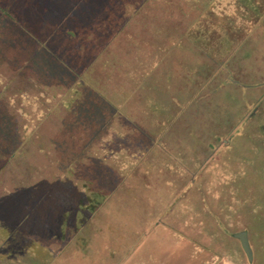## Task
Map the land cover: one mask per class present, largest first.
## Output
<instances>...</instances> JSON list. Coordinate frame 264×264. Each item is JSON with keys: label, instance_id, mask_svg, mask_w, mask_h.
Segmentation results:
<instances>
[{"label": "rangeland", "instance_id": "374dc122", "mask_svg": "<svg viewBox=\"0 0 264 264\" xmlns=\"http://www.w3.org/2000/svg\"><path fill=\"white\" fill-rule=\"evenodd\" d=\"M105 1L108 9L116 7L115 0ZM134 2L144 7L165 6L164 19H168L162 22H169L165 27L170 34L164 39L171 48L164 61L171 66L170 70L156 69L160 58L156 57L152 77L158 81L157 73L168 72L166 89L158 86L150 95L139 93L136 99L128 84L117 90L114 80L108 79L106 91H113L124 106H113L117 100L107 102L98 93L99 106H64L69 116L75 112L79 116L74 119L82 125L74 127H50L48 115L53 111H47V106H0V264H100V257H85L71 246L59 252L51 242H65L60 234L57 241L40 233L45 224L42 215H56L61 227L66 217H83L81 213L100 197L111 199L108 205L116 220L122 219L123 232L130 233L123 246L139 248L138 264H264V0H213L214 4L202 0L199 14L194 13L196 0H123V14L138 6ZM23 3L20 7L19 1L5 2L0 11L5 13L7 32H14L20 43H34L31 30L37 13H32L30 3ZM218 7L230 14L216 16ZM184 11L188 26L179 39ZM148 16L156 21L161 17L157 13ZM216 22H220L218 28L210 32L206 24ZM137 102L140 106H135ZM101 113L103 122L122 120L124 150L130 146L133 155H141V148L149 153L143 161L147 170L139 167L117 179L132 180L136 190H100L99 180L104 183L101 178L105 176L94 174H76L72 177L76 188H66L60 184L66 175H50L47 168L52 164L37 157L35 130L40 139L44 130L60 140L62 131L68 130L77 148L80 136L101 143L110 140L95 117ZM51 144L53 155H65L67 142ZM97 161L92 159V163ZM105 182L112 186L113 178ZM147 185L150 188L144 190ZM196 225L203 229H195ZM242 232L250 258L237 236ZM205 235L210 247L199 242L205 241Z\"/></svg>", "mask_w": 264, "mask_h": 264}, {"label": "crops", "instance_id": "0c3cea01", "mask_svg": "<svg viewBox=\"0 0 264 264\" xmlns=\"http://www.w3.org/2000/svg\"><path fill=\"white\" fill-rule=\"evenodd\" d=\"M10 1L12 0H0V9H5V2L9 3ZM13 1H19L20 7L21 2L26 1L33 7L32 13L34 11L37 13L34 30H31V36L36 38V41L34 43L29 41L20 43L19 40H16L14 32L11 30L7 32L6 23L3 20L5 13L0 11V106H19V108L22 106H47V111H53L48 115L50 127H74L75 125H82L79 120L74 119L79 116L76 115L75 111L74 117L69 116L68 110L64 106H99L98 101L100 99L96 96L97 93L104 97L107 102L108 100L110 102L117 100V103H112L113 106H124L119 97L114 98L113 91H106L105 86L108 79L114 80L115 83L112 85H115L117 90L124 84H128L133 89L132 94L136 99H139L141 95H150L152 89L158 86L163 90L166 89L164 79L169 74L168 72H165L166 74L157 73L160 75V78H157L158 81H156L155 76L152 77L156 69L170 70L171 66L170 63L164 61L169 55L166 52L169 50L170 53L171 48L168 46L169 43H165L170 34V29H167L169 27H165L169 22H162L166 15L165 6L144 7L138 5V2H134L138 6L131 7L128 13L123 14L122 7H120L123 0H115L116 7L114 9H108L105 0ZM201 2L202 0H196L195 14H199ZM214 2L211 0V4ZM23 4L25 7V3ZM221 9L222 7H218L216 16L219 17L225 13V15L230 14L229 11ZM210 10V13L213 14L212 8ZM156 13L163 17H159L157 21L154 17L149 19V14L154 16ZM204 13V11L201 12L202 15ZM187 15L188 12L184 11L180 18L182 23L180 24L181 21H179V25H181V28L178 27L179 39L181 32L188 26ZM159 21L162 23H155ZM216 24L217 22L206 25L210 26L211 32L218 28L220 22ZM204 25L202 21L201 27L203 28ZM202 28L200 34L203 37L202 30L204 28ZM165 37L166 39H164ZM38 41L41 42V47L38 45ZM156 57L160 58L158 60L159 66L155 69ZM135 106L140 105L137 102ZM42 107L40 108L42 109ZM80 107H78L79 110ZM54 110H58L60 113H56ZM95 117L98 123H101L100 126L104 127L103 131L108 134L110 140L101 143L100 139L98 141L92 138L88 140L85 139L86 137L80 136L82 138H78L80 143H78L79 148H77L73 144L75 140L71 139L68 130L65 133L62 131V140L47 135L44 130L41 134L44 137L40 139L38 130H35L33 134L35 141L33 140V142L36 143V150L38 149L37 151L40 153L37 157L46 158L52 164L51 168H47L50 175H66L65 183L60 182V184L66 185V188H76V183L72 178L74 175L94 174L105 176V178H101L104 183L99 180L102 184L100 190H136V183L132 180L129 181L125 177L119 181L117 179L125 174L132 175L139 167L140 170H147L148 166L143 164V161L149 158V153L143 152L144 150L141 148V155H133L132 152H129L130 146L124 150L123 139L120 137L121 130H123L120 126L121 119L113 124V119L112 122H103L102 113L99 116L95 115ZM95 117H93V124L96 123ZM83 124L85 123L83 122ZM112 124L114 128L110 127ZM83 126H87V124ZM151 127L147 130L149 131ZM26 133L25 131V136ZM56 141L67 142L65 155L62 153V155L57 153L53 155V150L50 152V149L54 147L51 143ZM101 144L103 147H100ZM91 145L96 148H92ZM97 149H100L101 152H97ZM91 152L95 154L92 155ZM92 159L98 161L92 163ZM124 159L128 163L125 164ZM107 177L113 178L112 186H108L105 182ZM148 184L150 185V183ZM149 185L144 190L147 187L150 188ZM110 200L101 199L96 203L97 209L94 208L93 211L85 209L81 213L83 217L77 220L73 216L71 219L66 217L61 227V222L58 221V225L56 223V215L52 217L48 214L52 217V221L49 219L50 216L44 217L42 215L44 219L40 218L42 224H45L40 233L44 232L48 235L47 237H51V240H57L60 234L65 242H51L59 252L62 251V248L71 246L73 252L85 257L91 254L100 257V264L102 262L104 264H138L139 258L136 255L139 248L133 245L123 246V242L128 239L130 233L128 230L123 232L122 219L116 220L115 211L113 212V209L111 210L108 205ZM86 205L83 203L84 207ZM147 212L145 211V214ZM149 212L151 213L152 210ZM144 216L147 223L150 224L151 220L148 219V214ZM200 227L203 229L202 225H196L195 229ZM53 232L58 234H53ZM208 235H205L204 242L199 240L201 245L205 244L204 246L210 247L206 241ZM38 236L43 238V235L38 234ZM207 239H209L210 244H213L214 240L211 235Z\"/></svg>", "mask_w": 264, "mask_h": 264}, {"label": "water", "instance_id": "95a60500", "mask_svg": "<svg viewBox=\"0 0 264 264\" xmlns=\"http://www.w3.org/2000/svg\"><path fill=\"white\" fill-rule=\"evenodd\" d=\"M241 233L237 234V236L240 238L241 240V245H242V248L243 250L245 251V253L247 254L248 258L251 257V250H250V247L248 245V241H247V238L245 237V233L242 232V234L240 235Z\"/></svg>", "mask_w": 264, "mask_h": 264}, {"label": "trees", "instance_id": "16d2710c", "mask_svg": "<svg viewBox=\"0 0 264 264\" xmlns=\"http://www.w3.org/2000/svg\"><path fill=\"white\" fill-rule=\"evenodd\" d=\"M92 196H93V200H95V199H97V197L99 196V193H98V192H97V193H93ZM101 198H102V197H100L99 199H101ZM99 199H97V202H99ZM97 202H96V203H97ZM96 203H95V205H96ZM95 205H92L91 207L89 206V207L87 208V210H89V209H90V210H91V209H94V206H95Z\"/></svg>", "mask_w": 264, "mask_h": 264}]
</instances>
